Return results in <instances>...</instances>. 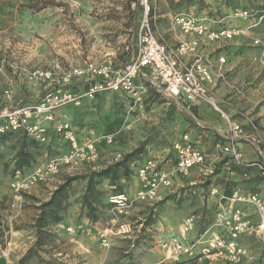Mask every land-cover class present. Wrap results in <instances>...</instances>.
I'll return each instance as SVG.
<instances>
[{
  "label": "rangeland",
  "instance_id": "1",
  "mask_svg": "<svg viewBox=\"0 0 264 264\" xmlns=\"http://www.w3.org/2000/svg\"><path fill=\"white\" fill-rule=\"evenodd\" d=\"M151 3L154 29L172 49L178 45L170 31L174 16L193 10L221 19L230 17L233 9L249 10V19L230 17L226 25L239 31L237 39L247 36V50L258 52L264 58V0H151ZM143 15L138 0H0V111L9 104H29L43 98L45 85L30 77L36 70H67L86 60L103 61L108 56H113L115 65L124 66L136 54V36ZM256 40L261 45H256ZM228 46L225 43L204 45L203 50L209 54L226 53ZM263 62H258V65L264 70ZM138 83L148 88L143 105H133L131 100L118 94H107L80 107L69 106L56 113L58 121L71 124L81 137L115 138L113 145H100L98 165L102 168L116 164L124 154L137 148L141 153L135 160L151 156L164 162L163 156H169L162 152L171 150L176 142L175 136L179 132L189 133L195 127L193 121L186 120L188 117L183 112L182 102L164 95L144 76ZM82 85L79 83L77 87L82 88ZM9 95L10 99L7 98ZM180 120L190 124L182 127L183 132ZM0 134L4 135L0 137V149L4 147V158L8 157L5 162L4 158L0 159V264H150L151 259L164 256V244L171 237H178L180 227L191 218H194V227L188 240L196 242L200 239L199 231L206 226L202 214L207 206L199 195L207 191L185 187L184 191L180 189L170 193L169 196L178 194L177 201L171 200L172 203L164 206L173 211L171 221L174 227L159 231L160 217L152 226H144V223L148 209L164 198L153 203L135 202L126 214H119L110 198L123 193L118 185L121 183H113L109 179L100 185L104 196L99 197L98 221L84 223L88 214L82 199L86 183L78 180L68 189L62 205V222L50 225L41 234L42 244L38 246V234L33 225L40 215V204L47 202L67 178L86 176L98 170H91L93 167H66L48 183L31 184L21 191V198L17 200L13 184L19 178L14 160L23 136L38 144V152L35 165L20 172L22 178L29 177L57 157L65 150V142L56 135L53 125L49 127L48 143H39L22 131ZM210 165L214 168L208 160ZM171 167L172 163H169L168 168ZM201 169L206 173L205 168ZM133 172L135 178L134 169ZM213 174L208 173L204 177V184L213 181ZM260 174L256 177L264 180ZM250 205L254 210L251 207L247 212L241 209L248 218H251L250 213L257 217L258 220L253 222L257 224L260 219L258 209ZM187 213L200 218L196 222V217L187 216ZM123 226L128 230L126 234H120ZM69 228L72 231H68ZM103 239L108 240V247L103 246ZM240 245L245 248L246 256L239 264H264V237L249 233L242 236ZM31 249L33 255L25 258ZM198 264L228 263L202 260Z\"/></svg>",
  "mask_w": 264,
  "mask_h": 264
},
{
  "label": "built area",
  "instance_id": "2",
  "mask_svg": "<svg viewBox=\"0 0 264 264\" xmlns=\"http://www.w3.org/2000/svg\"><path fill=\"white\" fill-rule=\"evenodd\" d=\"M144 11L136 36V54L124 66H117L113 56L106 60H86L83 64L67 70H36L31 73L32 80L45 85L43 98L37 102L9 106L0 111V132L22 131L39 143L49 142V127L53 125L56 135L65 142V150L50 160L45 166L35 170L32 175L13 184L16 199L21 191L31 184L48 183L64 168L93 167L99 170L100 145L115 143L113 136H79L69 123L58 121L56 113L66 107H80L87 101H95L107 94H118L131 100L133 105H143L148 88L138 83L144 76L153 86L160 88L167 97L184 103L200 101L219 111L227 122L225 140L216 143L220 157L228 158L234 165L243 163L239 149V138L243 125L230 117L220 108L213 88L221 78L220 66L214 61L215 54L206 53L203 46L231 42L239 34L234 27L226 25L228 18L249 19L251 12L233 9L231 16L213 18L196 11L180 13L170 22V31L178 40L176 48H170L153 26L151 0H139ZM256 45H261L256 40ZM218 64L225 65L226 58L218 57ZM264 63V62H263ZM82 83V88L77 84ZM10 99V95L7 97ZM167 163H172L169 169ZM164 162L147 156L134 165L135 177L140 181V190L136 196L127 193L113 195L110 198L114 210L126 214L135 202L153 203L161 198L163 190L172 189L175 175L188 177L196 169L205 168L213 174L214 168L208 166L207 154L193 142L189 134L173 143L169 158ZM98 165V167H97ZM261 170L264 177V164H253ZM236 201L255 205L259 213V222L254 224L241 208H235L225 214L224 209L217 215V226L224 228L226 234L207 231L196 242L188 240L193 230L194 218L187 220L179 230L178 237H171L164 244L167 261L180 262L183 259L211 263L222 260L228 264H239L246 256V250L240 245L242 236L255 233L264 237V195L251 194L236 196ZM120 234L128 230L122 227ZM68 231H72L71 228ZM104 237V236H103ZM108 247V240L103 239Z\"/></svg>",
  "mask_w": 264,
  "mask_h": 264
},
{
  "label": "crops",
  "instance_id": "3",
  "mask_svg": "<svg viewBox=\"0 0 264 264\" xmlns=\"http://www.w3.org/2000/svg\"><path fill=\"white\" fill-rule=\"evenodd\" d=\"M236 39L225 43L227 46L230 45L226 53H214V61L217 66H220L221 78L217 80V83H219L214 86L213 93L220 104V108L243 125V133L239 138V149L242 152L243 163L234 165L228 158L220 157L215 148L217 142L225 140L228 132L227 122L223 115L200 101L192 103L182 102L183 112L188 117L186 120L193 121L195 127L189 133L179 132L174 139L175 141H180L185 134H189L193 142L207 154V160H210L214 166L216 175H213V181L207 187H204L206 180L204 177L207 173L203 172L201 168L194 170L188 177H182L183 179H179L178 175H175L173 190H163L160 198L165 199L170 193L177 192L185 187H192L195 190L200 188L199 190L207 191L204 195H199V199H203V203L205 202L207 206L202 214L203 217L209 220L207 231L218 232V230H221L219 232L223 234H226L225 229L217 226V211L220 212L223 208L225 214L228 215L232 209L242 208L247 212L251 205L238 202L235 197H246L251 194L264 195V180L256 177L261 174L256 169L257 167L253 166L256 162L264 163V70L258 65L264 61V58L258 52H249L247 50V42L249 41L247 36ZM212 51L215 50L213 49ZM219 56L226 58L225 65L218 64L216 60H218ZM179 122L180 124L183 123L180 126L182 132L183 126L188 127L190 125L185 120H180ZM3 148L0 149V159L4 158L6 153V151L2 150ZM170 151V149H165L162 153H168L167 156H169ZM167 158L163 156L164 160ZM4 159L5 162L8 157ZM169 163H167V166H169ZM100 166L102 167V165ZM233 166H238L240 168L239 172L233 171ZM121 186L123 193L134 197L140 190V181L133 177L129 181L122 180ZM195 192L193 191V193ZM190 201L191 199H189ZM196 202L197 199H195ZM168 203L172 202L169 201ZM251 209L254 210L252 207ZM172 214L173 211L170 209H165L161 213L159 226L157 227L159 231H162L163 228L169 230L174 227V223L171 221ZM191 215L196 217V222L200 218L193 213H187V216ZM248 215H251V218L248 219L252 222L258 220L257 217L252 216V213ZM84 223H89L87 217H85ZM157 257L151 259L149 263H175L172 261L166 262L165 253L164 256L162 255L161 257L159 255ZM184 260L188 259L185 258L182 261Z\"/></svg>",
  "mask_w": 264,
  "mask_h": 264
},
{
  "label": "trees",
  "instance_id": "4",
  "mask_svg": "<svg viewBox=\"0 0 264 264\" xmlns=\"http://www.w3.org/2000/svg\"><path fill=\"white\" fill-rule=\"evenodd\" d=\"M139 2V0H138ZM140 4V3H139ZM153 8V6H152ZM153 10V9H152ZM151 11V15H152ZM105 96V95H104ZM102 96V97H104ZM101 97V98H102ZM122 97V96H121ZM124 98V97H123ZM126 99V98H125ZM0 137H4V135L0 134ZM21 148L18 150L16 158H15V171H24L26 168H30L31 166L35 165L37 159V152H38V144L34 141H28L27 136H23L21 142ZM141 153V149L137 148L135 151L131 153L124 154L122 160L113 164L111 166H106L98 171H93L86 176H76V177H69L66 179L64 184L60 185L56 191L52 194V197L47 202H42L39 206L40 215L36 220L35 224L33 225L36 233L38 234L39 242L37 243L38 246L41 247V234H44L47 229L52 224H58L62 222V214L61 211L63 210L62 205L64 203L65 198L68 195V189L70 185L78 180H85L86 183V190L83 195V204L88 209V214L86 217L90 222H97L98 216L96 214L98 210V205L100 204L99 199L101 196H104L103 191L100 188L103 180L109 179L113 183H117L118 181L121 183L122 180H131L133 177V169L132 166L137 162L136 157L139 156ZM253 167V166H252ZM233 171H238L240 168L238 166H233ZM258 169V168H256ZM259 170V169H258ZM261 173V170H259ZM213 175H216V170L213 172ZM119 188L122 189L121 184H118ZM209 185V181L204 185L207 187ZM185 189L181 190L184 191ZM178 194H174L172 196H168L153 207H150L146 212V218L144 226H152L157 223L158 218L160 217L161 213L165 210V205L169 201H177ZM100 197V198H99ZM179 205H180V201ZM157 208V211L155 209ZM205 222V225L199 231V235L202 236L207 232V226L209 220L205 217L202 218ZM34 249V248H33ZM33 249L29 251L25 258L31 257L33 254ZM171 264H198V260L195 259H188L180 262H175Z\"/></svg>",
  "mask_w": 264,
  "mask_h": 264
}]
</instances>
